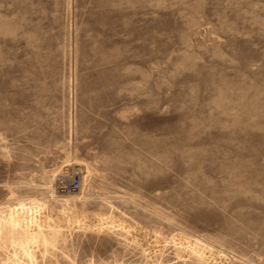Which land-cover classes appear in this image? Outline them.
Returning a JSON list of instances; mask_svg holds the SVG:
<instances>
[{
	"label": "rangeland",
	"instance_id": "1",
	"mask_svg": "<svg viewBox=\"0 0 264 264\" xmlns=\"http://www.w3.org/2000/svg\"><path fill=\"white\" fill-rule=\"evenodd\" d=\"M0 264H264V0H0Z\"/></svg>",
	"mask_w": 264,
	"mask_h": 264
},
{
	"label": "built area",
	"instance_id": "2",
	"mask_svg": "<svg viewBox=\"0 0 264 264\" xmlns=\"http://www.w3.org/2000/svg\"><path fill=\"white\" fill-rule=\"evenodd\" d=\"M58 186L61 190L71 193L81 186V178L77 177H60L58 180Z\"/></svg>",
	"mask_w": 264,
	"mask_h": 264
}]
</instances>
